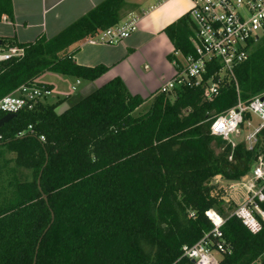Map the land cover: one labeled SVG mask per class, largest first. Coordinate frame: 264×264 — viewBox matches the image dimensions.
I'll list each match as a JSON object with an SVG mask.
<instances>
[{
	"label": "trees",
	"instance_id": "1",
	"mask_svg": "<svg viewBox=\"0 0 264 264\" xmlns=\"http://www.w3.org/2000/svg\"><path fill=\"white\" fill-rule=\"evenodd\" d=\"M124 2L104 1L51 39L0 38V46L24 50L0 62V99L45 73L87 83L102 76L104 66L77 65L68 49L117 25ZM12 20L11 0H0V22ZM191 31L186 14L163 32L187 56ZM235 72L241 100L264 92V38ZM201 96L198 88L154 94L136 115L146 100L114 78L60 115L55 110L67 97L17 112L0 128V144L32 178L11 186L13 198L0 208V264H33L34 258L35 264H191L181 248L211 233L209 210L225 220L227 251L218 264H264V223L251 234L213 185L217 176L237 181L264 160V128L249 149L242 126L231 147L211 136L209 126L212 116L235 105V88H222L212 101Z\"/></svg>",
	"mask_w": 264,
	"mask_h": 264
},
{
	"label": "built area",
	"instance_id": "2",
	"mask_svg": "<svg viewBox=\"0 0 264 264\" xmlns=\"http://www.w3.org/2000/svg\"><path fill=\"white\" fill-rule=\"evenodd\" d=\"M188 17L192 25L189 37L193 54L173 51L170 62L173 74L156 94H173L179 89H201L202 100L212 101L220 90L232 85L236 103L231 108L210 118L209 134L235 146L242 126L248 148L256 143L257 134L264 128V92L243 101L239 95L236 69L251 56L255 46L264 38V0H189ZM136 19L118 23L102 31L90 42L115 45L127 39L136 30ZM24 55L22 48L0 46V62ZM75 85H80L76 80ZM76 92V86L71 88ZM72 93V94H74ZM52 90L36 83L21 85L0 99V114L15 115L22 109H32L36 102L45 101ZM262 99V100H261ZM249 116L246 119V116ZM28 132L33 133L31 127ZM23 136V133L18 134ZM2 137L0 135V141ZM39 140L44 141L40 136ZM231 159V158H230ZM225 182V183H224ZM213 185L224 191L223 200L235 204L231 214L253 235L264 223V160L260 157L251 172L237 181H224L217 176ZM227 190V192L225 191ZM213 229L192 246L183 245L182 258L191 264H218V256L226 253L221 227L225 220L215 211L206 212Z\"/></svg>",
	"mask_w": 264,
	"mask_h": 264
},
{
	"label": "crops",
	"instance_id": "3",
	"mask_svg": "<svg viewBox=\"0 0 264 264\" xmlns=\"http://www.w3.org/2000/svg\"><path fill=\"white\" fill-rule=\"evenodd\" d=\"M104 1L11 0L13 20L0 22V38L14 39L19 44L34 42L39 36L54 38ZM190 6L189 0H125L119 13V24L130 19L137 20L136 30L127 39L111 46L86 39L68 49V54L77 65L91 68L104 66L107 69L93 83L80 80L81 89L89 84L98 88L119 78L130 94L148 101L173 74L167 57L174 48L163 31L186 15ZM149 70L150 73H145ZM46 74L61 79L72 78ZM42 76L37 81L54 91L55 86L42 82ZM61 79L58 81L62 84ZM54 96L53 103L66 98L59 93Z\"/></svg>",
	"mask_w": 264,
	"mask_h": 264
},
{
	"label": "rangeland",
	"instance_id": "4",
	"mask_svg": "<svg viewBox=\"0 0 264 264\" xmlns=\"http://www.w3.org/2000/svg\"><path fill=\"white\" fill-rule=\"evenodd\" d=\"M149 65L151 67V64ZM145 73H150V70L149 72H145ZM60 79L61 78H57L52 75H47L46 73L43 74L41 78L42 82H47L55 86L54 91H52V95L48 98V100H46L48 104H52L53 102H55L54 100L56 96H54V94L59 93L70 99L71 97H73V95L77 94L82 88L81 82L80 85H75L76 81L74 78H65V79L62 78L61 79L62 84L58 81ZM35 83L38 84L39 82L35 81ZM74 86H76L77 89L75 93L71 91V88ZM152 99L153 96L150 97L148 101H146V103L142 105L134 114L138 115L139 113H144V111L148 109V104L151 102ZM236 139H239V136L234 138V140ZM14 159H15V154L8 152L3 147V145L0 144V208L1 209L8 207V204L13 198V193H12L13 191L11 186L14 187V185L17 183L30 181L32 178L31 173L29 171L23 168H19L15 165ZM225 191L227 192V190ZM232 205L234 210L235 204ZM219 258L220 256H218V259Z\"/></svg>",
	"mask_w": 264,
	"mask_h": 264
},
{
	"label": "water",
	"instance_id": "5",
	"mask_svg": "<svg viewBox=\"0 0 264 264\" xmlns=\"http://www.w3.org/2000/svg\"><path fill=\"white\" fill-rule=\"evenodd\" d=\"M96 88L92 85L89 84L83 89H81L77 94H75L73 97H71L67 102L62 103L59 105L55 112L60 115L63 112L67 111L70 107H72L74 104L77 102L81 101L88 95H90ZM262 100V99H261ZM14 115H4L2 118H0V128L3 127L10 119H12ZM37 185L39 187V179L37 180ZM43 199L46 201V197L43 196ZM51 217L53 219V215L51 214ZM38 250V246L36 247V252ZM35 264V258H34V263Z\"/></svg>",
	"mask_w": 264,
	"mask_h": 264
}]
</instances>
